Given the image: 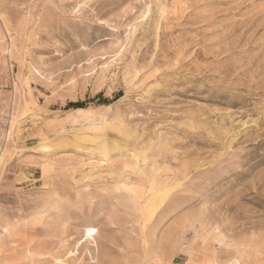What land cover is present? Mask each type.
<instances>
[{
	"label": "rangeland",
	"instance_id": "obj_1",
	"mask_svg": "<svg viewBox=\"0 0 264 264\" xmlns=\"http://www.w3.org/2000/svg\"><path fill=\"white\" fill-rule=\"evenodd\" d=\"M0 264H264V0H0Z\"/></svg>",
	"mask_w": 264,
	"mask_h": 264
},
{
	"label": "bare ground",
	"instance_id": "obj_2",
	"mask_svg": "<svg viewBox=\"0 0 264 264\" xmlns=\"http://www.w3.org/2000/svg\"><path fill=\"white\" fill-rule=\"evenodd\" d=\"M94 233H95V230L92 229V228H89L87 229L86 231V238L89 240V239H93V236H94Z\"/></svg>",
	"mask_w": 264,
	"mask_h": 264
},
{
	"label": "trees",
	"instance_id": "obj_3",
	"mask_svg": "<svg viewBox=\"0 0 264 264\" xmlns=\"http://www.w3.org/2000/svg\"><path fill=\"white\" fill-rule=\"evenodd\" d=\"M70 108H81V107H83L82 106V104H70V106H69Z\"/></svg>",
	"mask_w": 264,
	"mask_h": 264
}]
</instances>
